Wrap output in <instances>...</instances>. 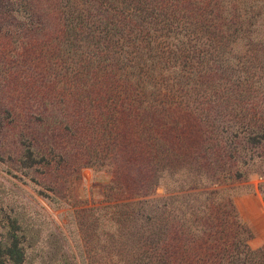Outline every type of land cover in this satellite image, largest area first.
Segmentation results:
<instances>
[{"label": "rangeland", "instance_id": "obj_1", "mask_svg": "<svg viewBox=\"0 0 264 264\" xmlns=\"http://www.w3.org/2000/svg\"><path fill=\"white\" fill-rule=\"evenodd\" d=\"M86 1L0 0V240L8 239L10 218L24 242L22 264H264V0H187L191 14L183 44L172 48L180 58L173 61L178 71L171 63L169 73L157 78L136 74L146 82L156 78L185 113L206 121L200 127L211 123L227 132L230 171L237 179L233 205L249 252L234 247L214 262L195 241L124 242L116 223L106 222L122 201H112L107 188L111 161L104 140L92 147L93 134L85 131L93 122L92 105L76 85H91L100 74L93 76L89 61L80 58L111 70L101 85L112 86L116 100L124 97L121 86L131 76L117 46L108 47L101 60L92 49H56L55 18L79 13L75 5ZM97 2L95 19L121 10L115 0ZM163 48L168 59V46ZM138 87L136 93L146 97L143 84ZM175 195L158 187L151 199L165 204Z\"/></svg>", "mask_w": 264, "mask_h": 264}, {"label": "trees", "instance_id": "obj_2", "mask_svg": "<svg viewBox=\"0 0 264 264\" xmlns=\"http://www.w3.org/2000/svg\"><path fill=\"white\" fill-rule=\"evenodd\" d=\"M96 1L87 0L84 7L75 5L79 13L58 14L53 42L58 51H63L64 44L75 45L67 54L92 49L100 60L108 47L117 46L128 74L136 77L121 86L126 93L116 100L109 92L112 86L101 85L102 79L111 76L109 67L106 71L96 59L80 58L89 61L93 76L100 74V80L91 85L90 81L76 85L92 105L93 122L85 131L88 136L93 134L92 147L104 140L111 161L107 188L115 197L112 201H122L111 207L114 213H108L106 222L109 226L116 223V234L123 241L132 238L160 246L195 241L204 245L200 253L206 252L213 262L225 260L224 255L231 254L234 247L249 252L248 234L233 205L237 179L230 171L234 158L227 154V132L210 122L206 128L200 127L206 121L185 113L183 103L167 97L156 81L158 73H169L168 64L178 71L173 61L180 58L172 48L183 44L181 34L191 14L188 1L115 0L120 12L106 11L95 19ZM164 46H168L171 61L164 56ZM137 71L156 78L146 82L144 77L140 79L141 73L136 76ZM139 84L146 97L136 93ZM158 187L176 194L172 202L159 204L151 199ZM132 198L136 201L129 202ZM152 205L153 211L146 212ZM7 222L10 233L7 240H0V264H22L25 251L17 234L20 228L16 220Z\"/></svg>", "mask_w": 264, "mask_h": 264}]
</instances>
